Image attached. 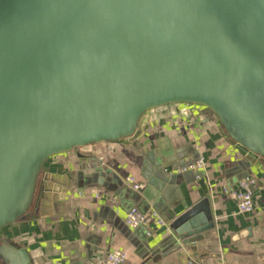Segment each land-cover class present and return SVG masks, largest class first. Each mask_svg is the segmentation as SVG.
<instances>
[{
  "label": "water",
  "instance_id": "1",
  "mask_svg": "<svg viewBox=\"0 0 264 264\" xmlns=\"http://www.w3.org/2000/svg\"><path fill=\"white\" fill-rule=\"evenodd\" d=\"M172 105L209 110L264 161V0H0V264H37L31 225L74 192L129 191L96 159L66 181L46 173L52 158L136 144L144 115ZM166 221L178 250L216 227L209 198Z\"/></svg>",
  "mask_w": 264,
  "mask_h": 264
},
{
  "label": "crops",
  "instance_id": "2",
  "mask_svg": "<svg viewBox=\"0 0 264 264\" xmlns=\"http://www.w3.org/2000/svg\"><path fill=\"white\" fill-rule=\"evenodd\" d=\"M140 127L143 135L136 144L103 143L47 163L46 173L66 180L88 171L96 159L125 182L134 177L143 188L126 193L102 188L74 192L68 203L73 199L72 212L65 200L54 218L43 221L42 229L38 223L31 225L28 232L36 239L27 247L37 264H106L114 251L126 254V264H264V161L252 164L204 107H162L144 115ZM197 159L205 161L203 175L182 173L181 165ZM165 165L167 184L156 178ZM245 173L257 182L256 209L242 215L230 192ZM205 198L211 201L216 227L195 248H175L170 226L155 228L149 236L146 228L131 229L126 223L132 208L145 214L156 208L172 223ZM70 216L71 228L66 224ZM52 219L57 221L56 231L50 227Z\"/></svg>",
  "mask_w": 264,
  "mask_h": 264
},
{
  "label": "built area",
  "instance_id": "3",
  "mask_svg": "<svg viewBox=\"0 0 264 264\" xmlns=\"http://www.w3.org/2000/svg\"><path fill=\"white\" fill-rule=\"evenodd\" d=\"M193 171L197 174L205 171V161L197 159L185 168L183 172ZM126 184L134 191H141L142 185L137 184L136 179L129 176L126 179ZM256 180L245 178L238 182L236 187L230 192L231 198L236 202L238 213L242 215L251 214L255 211L256 205L254 201V190L256 187ZM126 223L131 229L144 227L148 230V235L151 236L155 228H168L169 223L156 211L151 210L149 213H142L138 208H132L127 213ZM127 256L122 251L110 252L106 257V264H126Z\"/></svg>",
  "mask_w": 264,
  "mask_h": 264
}]
</instances>
